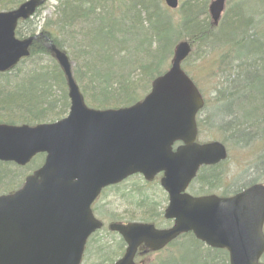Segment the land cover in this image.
<instances>
[{
  "label": "water",
  "instance_id": "95a60500",
  "mask_svg": "<svg viewBox=\"0 0 264 264\" xmlns=\"http://www.w3.org/2000/svg\"><path fill=\"white\" fill-rule=\"evenodd\" d=\"M175 8L177 0H164ZM45 0H26L0 12V73L28 56L33 40L14 35L17 23L32 17ZM224 0L211 1L208 12L215 26ZM45 48L60 67L70 102L66 117L28 125L0 124V162L26 165L44 153L43 164L28 175L21 188L0 195V264H79L88 236L101 227L91 204L101 189L140 173L146 180L163 172L161 187L168 194L167 229L149 223L110 224L125 244L114 264H135L140 246L158 251L180 234L212 248H225L228 264H264V184L235 195L193 197L186 193L199 166L226 158L217 142L198 144L195 114L202 99L180 70L190 47L179 43L169 70L153 80L150 92L127 108H88L75 84L65 53L47 38ZM182 145L172 150L173 143Z\"/></svg>",
  "mask_w": 264,
  "mask_h": 264
},
{
  "label": "trees",
  "instance_id": "16d2710c",
  "mask_svg": "<svg viewBox=\"0 0 264 264\" xmlns=\"http://www.w3.org/2000/svg\"><path fill=\"white\" fill-rule=\"evenodd\" d=\"M22 2L0 0V11L14 9ZM56 2L52 15L40 26L31 19L21 21L15 35L30 37L39 27V33L72 62V77L89 107L131 105L148 92L150 82L168 67L167 61L180 41H187L192 47H205L210 42L209 49L218 54L215 69L219 78L213 72L210 77L216 81L211 100L217 108L197 121L199 130L203 123L214 121L235 146L264 144V27L261 22L246 18L242 3H234L232 11L225 9L217 27H212L207 14L209 0H181L174 11L167 9L163 0ZM41 56L39 61L37 57ZM43 59L47 60L46 65L41 62ZM187 74L193 79L192 74ZM53 88L59 93L55 94ZM68 107L64 75L38 37L29 48L28 57L0 73V122H53L64 116ZM222 141L226 144L225 139ZM39 159L42 162L43 156L37 155L23 168L0 162V191L4 194L18 188L22 184L19 179L38 166ZM256 159L259 168L264 169V148ZM218 166L201 167L191 186L197 184L201 193L213 190L222 180ZM143 203L136 205L146 220L156 222L161 218ZM183 237L192 240L188 245L179 242L177 261L151 264H187L184 258L188 264H213L219 256L220 251L207 248L203 256L200 242L190 235Z\"/></svg>",
  "mask_w": 264,
  "mask_h": 264
},
{
  "label": "rangeland",
  "instance_id": "374dc122",
  "mask_svg": "<svg viewBox=\"0 0 264 264\" xmlns=\"http://www.w3.org/2000/svg\"><path fill=\"white\" fill-rule=\"evenodd\" d=\"M226 3V9L228 11L233 10L232 7L235 5L234 3H242L241 6L246 7V18L249 20L252 19L253 23L257 21L261 22V25L264 27V0H261V2H258V0H227ZM56 4V0H45L44 4L38 9V12L31 18V21L40 26L46 18L52 15ZM39 31L41 30L38 27L36 33ZM210 46L211 43L207 42L205 47L204 45L201 47H192L191 54H193H190L182 64V68L187 73L189 72V74H192L196 87L206 101V107L198 113L197 119H203L206 114H209L217 108V103L211 100L214 97L212 93L213 85L216 81L215 79H210V77L213 72L219 78V71L215 69V67H217V63L215 62L218 54L215 50H210ZM37 58H39L40 61L42 56ZM170 58L167 64H169ZM41 62L46 65L47 60L43 59ZM53 91H55V94L59 93L56 88H53ZM58 109L59 107L56 110ZM216 126L214 121L210 124L203 123L197 138L199 142L226 140L227 159L217 167L222 179L221 184L206 193L228 195L233 193L234 190L245 187L253 182L264 181V169L259 168L261 165L257 164L259 161L256 159L258 152L264 148V144L254 142L249 147L240 148L232 144L228 135L216 128ZM40 162L41 159L37 160L36 164ZM10 169L14 172L13 168ZM23 178L24 176L19 179L20 183L23 181ZM5 188L6 186L4 189ZM199 191L201 190L197 184L187 189V192L191 194H203ZM2 192L3 191H0V193ZM128 201H130V203ZM131 201H133L134 204L131 203ZM143 201V204L149 205L153 211H155V214L161 213L162 215L163 209L167 203V196L158 184V177L147 183L144 182L141 176L131 177L122 182L119 186L104 190L101 193L94 203L93 209L96 217L103 222L104 226L98 231L97 235L91 239L85 249L81 264H99L104 261L107 256L112 255L113 259L118 257L121 250H123V244L117 235L107 230V224L113 221L126 222L128 221L127 219L132 218L135 221L146 220V218H143V211H140L136 205V203ZM191 240L190 237L184 238L182 236L179 242L183 245H188ZM205 249V246L201 245V253L203 256L206 255ZM175 250V247L172 245L163 252L151 254L147 259L142 256L138 260H142L147 264L149 262H155L154 260L167 261L171 256L174 257L176 255L177 251ZM179 250H181V248ZM184 260L187 264L189 263L186 258H184ZM262 260H264V257ZM213 262V264H226L227 260L224 259V261H222L217 255Z\"/></svg>",
  "mask_w": 264,
  "mask_h": 264
},
{
  "label": "flooded vegetation",
  "instance_id": "af4514ba",
  "mask_svg": "<svg viewBox=\"0 0 264 264\" xmlns=\"http://www.w3.org/2000/svg\"><path fill=\"white\" fill-rule=\"evenodd\" d=\"M234 193V192H233ZM137 259H138V257H137Z\"/></svg>",
  "mask_w": 264,
  "mask_h": 264
}]
</instances>
